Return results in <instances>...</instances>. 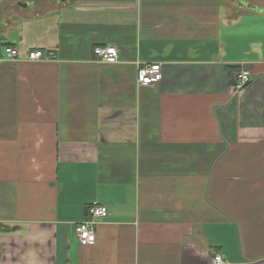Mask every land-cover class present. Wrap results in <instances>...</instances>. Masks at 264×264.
I'll use <instances>...</instances> for the list:
<instances>
[{
  "label": "crops",
  "instance_id": "obj_1",
  "mask_svg": "<svg viewBox=\"0 0 264 264\" xmlns=\"http://www.w3.org/2000/svg\"><path fill=\"white\" fill-rule=\"evenodd\" d=\"M263 117L264 0H0V264H264Z\"/></svg>",
  "mask_w": 264,
  "mask_h": 264
},
{
  "label": "built area",
  "instance_id": "obj_2",
  "mask_svg": "<svg viewBox=\"0 0 264 264\" xmlns=\"http://www.w3.org/2000/svg\"><path fill=\"white\" fill-rule=\"evenodd\" d=\"M6 61H19V53L15 49L6 48ZM94 61L97 63H113L118 59V49L113 46L96 47L93 49ZM53 60L52 53H43L42 51H32L26 57L30 62H50ZM162 77L161 66L159 64H139L136 70V82L139 86H154ZM234 91H242L250 83V73L242 70L234 77ZM88 220L80 222L74 226V234L80 246H89L95 243V225L97 221L106 219L108 210L105 206L98 203L90 204L86 209ZM1 257V253H0ZM215 264H223L220 255H215Z\"/></svg>",
  "mask_w": 264,
  "mask_h": 264
},
{
  "label": "bare ground",
  "instance_id": "obj_3",
  "mask_svg": "<svg viewBox=\"0 0 264 264\" xmlns=\"http://www.w3.org/2000/svg\"><path fill=\"white\" fill-rule=\"evenodd\" d=\"M106 47V46H105ZM114 47V46H113ZM7 48H11V47H7ZM96 48V47H95ZM6 49V48H5ZM4 49V50H5ZM11 49H14V48H11ZM16 50V49H15ZM35 51H38V50H35ZM39 51H41V50H39ZM18 52V51H17ZM32 52V51H31ZM43 52V51H42ZM19 53V52H18ZM30 53V52H29ZM28 53V54H29ZM43 53H45V52H43ZM47 53H51V52H47ZM47 53H45V54H47ZM28 54L26 55V57L28 56ZM53 55V54H52ZM26 57H25V60H26ZM19 58H20V55H19ZM53 59H54V56H53ZM20 60V59H19ZM28 62H30V61H28ZM36 62H41V61H36ZM95 62V61H94ZM87 216V215H86ZM88 218V217H87ZM88 220V219H87ZM86 221V220H85ZM83 222V221H82ZM78 224V223H77ZM76 237V236H75ZM78 242V241H77Z\"/></svg>",
  "mask_w": 264,
  "mask_h": 264
},
{
  "label": "trees",
  "instance_id": "obj_4",
  "mask_svg": "<svg viewBox=\"0 0 264 264\" xmlns=\"http://www.w3.org/2000/svg\"><path fill=\"white\" fill-rule=\"evenodd\" d=\"M231 70H233V69H231ZM231 70H229V78H230V76L232 75V71ZM264 118V117H263Z\"/></svg>",
  "mask_w": 264,
  "mask_h": 264
}]
</instances>
